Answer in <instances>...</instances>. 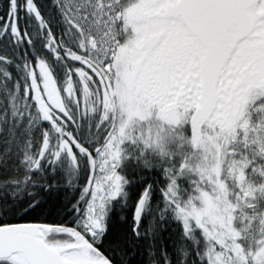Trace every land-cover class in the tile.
I'll return each instance as SVG.
<instances>
[{"label":"snow or ice","instance_id":"1","mask_svg":"<svg viewBox=\"0 0 264 264\" xmlns=\"http://www.w3.org/2000/svg\"><path fill=\"white\" fill-rule=\"evenodd\" d=\"M0 264H264V0H0Z\"/></svg>","mask_w":264,"mask_h":264}]
</instances>
